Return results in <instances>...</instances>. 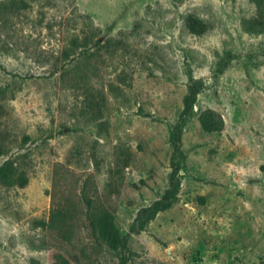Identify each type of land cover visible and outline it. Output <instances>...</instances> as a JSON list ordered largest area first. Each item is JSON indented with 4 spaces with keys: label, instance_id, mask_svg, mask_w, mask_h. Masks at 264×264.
Masks as SVG:
<instances>
[{
    "label": "rangeland",
    "instance_id": "1",
    "mask_svg": "<svg viewBox=\"0 0 264 264\" xmlns=\"http://www.w3.org/2000/svg\"><path fill=\"white\" fill-rule=\"evenodd\" d=\"M256 18L251 0H0V166L29 178L0 183V264H264ZM174 165L177 199L142 224ZM102 212L121 247L93 232Z\"/></svg>",
    "mask_w": 264,
    "mask_h": 264
},
{
    "label": "trees",
    "instance_id": "2",
    "mask_svg": "<svg viewBox=\"0 0 264 264\" xmlns=\"http://www.w3.org/2000/svg\"><path fill=\"white\" fill-rule=\"evenodd\" d=\"M251 1L256 5L257 8V18L255 19L256 24L260 25V31H264V0ZM187 27L191 33L196 35H202L207 31L206 23L195 16H189L187 18ZM197 97L198 90L194 85H191L189 87L188 94L183 100V116L190 115L195 104L197 103ZM200 123L203 129L208 132L220 131L222 128L221 124L214 123L209 113L200 116ZM180 143V135L173 138L172 163H174V161L178 158V154L181 150ZM174 168H176V165H174ZM177 171V168L174 169L170 187L162 196V198L153 203L149 208L142 211L140 215L142 224L153 220L159 213L165 212L172 207L181 189V182L177 178ZM0 183L8 187L18 186L24 188L28 185L29 178L24 172L19 173L13 163L7 162L0 166ZM90 224L93 232L99 238L105 240L113 248L124 245L121 234L115 224L114 217L109 212H102L96 215L92 214L90 217ZM126 263V260L122 259L120 264Z\"/></svg>",
    "mask_w": 264,
    "mask_h": 264
}]
</instances>
